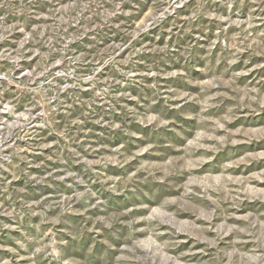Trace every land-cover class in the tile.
Segmentation results:
<instances>
[{
	"label": "rangeland",
	"instance_id": "1",
	"mask_svg": "<svg viewBox=\"0 0 264 264\" xmlns=\"http://www.w3.org/2000/svg\"><path fill=\"white\" fill-rule=\"evenodd\" d=\"M0 264H264V0H0Z\"/></svg>",
	"mask_w": 264,
	"mask_h": 264
}]
</instances>
